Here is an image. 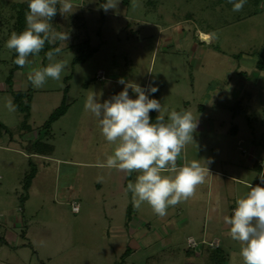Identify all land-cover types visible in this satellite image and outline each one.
I'll return each instance as SVG.
<instances>
[{
    "label": "rangeland",
    "instance_id": "1",
    "mask_svg": "<svg viewBox=\"0 0 264 264\" xmlns=\"http://www.w3.org/2000/svg\"><path fill=\"white\" fill-rule=\"evenodd\" d=\"M22 1L0 0V262L243 264L242 245L228 235L224 217L249 183H260L252 159L264 171V71L255 66L264 53V0H247L239 12L229 0H120L107 12L105 0H70L73 12L58 11L50 21L53 30L69 35L66 46L54 43L63 46L55 59L67 67L61 80L49 78L40 88L27 75L47 66L44 51L53 43L30 55L24 68L5 46L14 32L10 3ZM84 39L96 49L75 63L76 44ZM98 70L103 80L95 79ZM121 78L158 87L148 95L161 103L166 122L172 110L197 117L194 142L182 150L178 166L212 161L195 196L169 206L164 217L147 202L133 206L127 185L139 173L99 166L115 145L84 104L92 91L102 93L101 102L119 93ZM17 91L23 103L31 93L26 120L17 107H6ZM129 96L136 94L129 89ZM62 101L65 112L43 135L41 125ZM38 135L53 145L50 154L28 153ZM72 201L77 212L70 210ZM188 237L194 245H187ZM212 238L219 241L220 263L206 253Z\"/></svg>",
    "mask_w": 264,
    "mask_h": 264
},
{
    "label": "clouds",
    "instance_id": "2",
    "mask_svg": "<svg viewBox=\"0 0 264 264\" xmlns=\"http://www.w3.org/2000/svg\"><path fill=\"white\" fill-rule=\"evenodd\" d=\"M246 2L229 0L234 12L241 11ZM119 3L120 0H105L101 7L107 12L117 9ZM28 8L25 29L12 32L5 45L15 51L17 55L13 63L21 68L31 63L28 57L38 55L46 42L59 40L66 46L68 33L53 30L50 21L58 11L62 15L73 12L70 0H28ZM62 47L46 53L47 66L28 73L27 79L34 87H43L49 78L61 80L67 61H57L55 57L62 52ZM118 83L123 85L119 93L101 102L102 93L97 95L92 91L84 104L85 110L98 119L106 141L115 145L99 166L115 168L126 175L139 173L135 181L127 185V190L133 194V206L139 208L147 202L154 213L164 217L169 206L194 197L197 187L204 184L210 174L208 165L211 160H204L203 165L198 160L177 165L182 150L194 142L197 117L187 110H172L166 122L161 103L148 95L156 93L158 87L154 84L142 87L123 78ZM129 89L136 94L134 99L130 98ZM6 107L10 111L16 108L11 99ZM153 111L157 113L154 123L149 115ZM259 181L255 186L248 184L249 191L236 201L231 216L224 217V222L230 226L228 235L242 245L243 264H264V186H261L264 185V175H259ZM216 204L219 205V198Z\"/></svg>",
    "mask_w": 264,
    "mask_h": 264
},
{
    "label": "trees",
    "instance_id": "3",
    "mask_svg": "<svg viewBox=\"0 0 264 264\" xmlns=\"http://www.w3.org/2000/svg\"><path fill=\"white\" fill-rule=\"evenodd\" d=\"M261 0H248V2L257 5ZM10 7L11 10L13 11L14 15V20L12 22L13 25V30L14 32H21L25 27H26V13H28L29 8H28V0H23L22 2H11L10 3ZM59 7V5L57 6ZM58 14V12H57ZM57 14L55 17L52 18L56 19ZM76 17V15H75ZM76 49L79 51L78 55L75 56V58H73V61L76 62H83L84 60H86V58H88L96 49L93 46H90L87 39L82 40L81 42L76 44ZM53 47H55V44H52ZM50 51V50H45L44 54L46 55V53ZM264 52V51H263ZM14 54L17 55L14 51ZM255 66L257 69L259 70H263L264 71V53L262 55V58H258ZM25 101L22 104L20 102V97H22V93L17 91L13 94V103L14 105L23 113V117L24 120H26V118L28 117V108H29V100L31 98V93H26L25 95ZM153 98V97H151ZM67 108V105L64 103V101L61 102L60 105H58L57 107L54 108V110L52 112L49 113L47 119L43 122V124L41 125L42 127V131H43V135L44 132L47 131V129L49 128L50 124L56 120L59 116H61L65 110ZM150 119H152L153 123L155 122V117H156V112H150ZM24 126L28 127V124L24 122ZM39 130V133L40 131ZM30 151L31 153H36V154H50L53 150V145L43 141L40 137V135H38L29 145ZM44 150V151H43ZM34 173H35V169L32 167L30 169V171L26 174V176L23 178L24 182H23V187L24 189H27L30 185L31 179L34 177ZM262 175H264V171L262 172ZM129 216V215H128ZM214 250H212V257L217 261V262H222L224 259L222 257L219 256L220 252H217L216 250L218 248H213ZM216 249V250H215ZM126 250H128V248L126 247ZM149 259V258H148ZM146 259V260H148Z\"/></svg>",
    "mask_w": 264,
    "mask_h": 264
},
{
    "label": "crops",
    "instance_id": "4",
    "mask_svg": "<svg viewBox=\"0 0 264 264\" xmlns=\"http://www.w3.org/2000/svg\"><path fill=\"white\" fill-rule=\"evenodd\" d=\"M206 33V32H205ZM96 79V78H95ZM28 153H31V151H29ZM33 153V152H32ZM36 154V153H35ZM252 163H251V165H252V167L253 168H255L256 170L258 169V171H260L259 173H258V176H257V178H256V182H258V178H259V175H262V167H263V164H261V162H259L256 158H254V159H252V161H251ZM232 179V181H240V180H238L236 177H231ZM31 183V182H30ZM255 186V185H254ZM233 208H235V207H233ZM36 216L39 218L40 217V214L37 212L36 213ZM8 234H10L11 235V233H8ZM13 235V234H12ZM209 242H211L213 245H214V247H212V248H219V241L217 240V238H212V239H210L209 240ZM3 243H5V244H8L9 243V241H8V239H5L4 238V242ZM212 248H210L209 250H207L206 251V253L207 252H209V254L208 255H210V256H212Z\"/></svg>",
    "mask_w": 264,
    "mask_h": 264
},
{
    "label": "built area",
    "instance_id": "5",
    "mask_svg": "<svg viewBox=\"0 0 264 264\" xmlns=\"http://www.w3.org/2000/svg\"><path fill=\"white\" fill-rule=\"evenodd\" d=\"M95 78L97 80H103L104 79V75H103V72L101 70H98L96 73H95ZM70 210L71 212H77L78 210V204L75 202V201H72L70 202ZM234 208L231 210V212H233ZM194 240L191 238V237H188L187 239V245H194ZM209 245L214 247V245L209 242ZM0 264H6L4 262H0Z\"/></svg>",
    "mask_w": 264,
    "mask_h": 264
},
{
    "label": "water",
    "instance_id": "6",
    "mask_svg": "<svg viewBox=\"0 0 264 264\" xmlns=\"http://www.w3.org/2000/svg\"><path fill=\"white\" fill-rule=\"evenodd\" d=\"M201 40V39H200ZM202 41V40H201Z\"/></svg>",
    "mask_w": 264,
    "mask_h": 264
}]
</instances>
